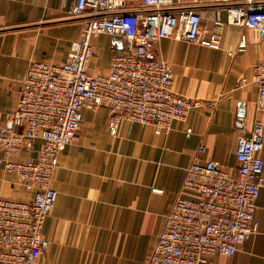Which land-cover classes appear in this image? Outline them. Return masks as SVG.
<instances>
[{
  "label": "crops",
  "instance_id": "1",
  "mask_svg": "<svg viewBox=\"0 0 264 264\" xmlns=\"http://www.w3.org/2000/svg\"><path fill=\"white\" fill-rule=\"evenodd\" d=\"M75 1L0 0V122L14 111L30 62L67 60L70 42L80 34L81 21L70 16ZM238 1L168 0L164 7L195 11L199 37L218 39L217 48L172 37L153 45L150 56L171 66L172 89L196 102L186 120H173L168 131L158 132L122 121L112 135L106 108L82 110L75 138L59 158L52 183L57 197L42 226L48 246L36 264H146L176 197H199L181 187L192 161L214 160L233 172L237 136L247 135L256 120L263 126L258 155L264 161V111L255 104L256 87L239 85L264 61V42L254 29L226 23L225 7ZM139 2L126 0V10L137 9ZM242 34L246 46L236 50ZM91 44L90 71L105 73L122 45L101 34ZM200 145L204 151L198 153ZM41 146V139H31L21 157L34 161ZM0 197L29 200L32 194L0 165ZM255 220L256 232L233 255H215L214 264H264V183Z\"/></svg>",
  "mask_w": 264,
  "mask_h": 264
},
{
  "label": "built area",
  "instance_id": "2",
  "mask_svg": "<svg viewBox=\"0 0 264 264\" xmlns=\"http://www.w3.org/2000/svg\"><path fill=\"white\" fill-rule=\"evenodd\" d=\"M167 3L140 0L137 9L128 11L126 0H76L70 16L81 21L80 34L70 42L67 60L28 64L15 109L0 122V165L32 197H0V264H36L47 248L42 226L57 197L54 175L84 108H106L112 135L122 121L158 132L168 131L173 120H186L196 102L172 89L171 66L150 56L153 45L172 37L217 48L218 39L199 37L195 11L164 8ZM225 14L227 24L254 29L264 42V0H239L227 5ZM97 34L119 37L122 51L110 58L105 73L95 74L90 71L91 38ZM245 46L242 34L236 50ZM245 84L256 87L255 104L264 111V61L241 78L239 85ZM35 138L42 140L37 158H22V150ZM262 141L263 126L256 120L247 135L237 136L233 172L214 160H195L184 169L181 187L199 197H176L163 216L146 264H214L215 255H233L256 232V200L264 183V161L258 155ZM202 151L200 145L197 152Z\"/></svg>",
  "mask_w": 264,
  "mask_h": 264
},
{
  "label": "water",
  "instance_id": "3",
  "mask_svg": "<svg viewBox=\"0 0 264 264\" xmlns=\"http://www.w3.org/2000/svg\"><path fill=\"white\" fill-rule=\"evenodd\" d=\"M114 39H115L118 43H121V40L119 39V37L115 36Z\"/></svg>",
  "mask_w": 264,
  "mask_h": 264
}]
</instances>
